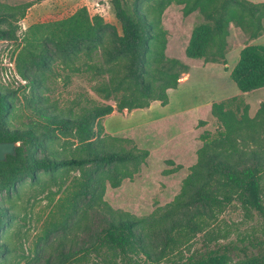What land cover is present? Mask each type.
<instances>
[{"label":"trees","instance_id":"obj_1","mask_svg":"<svg viewBox=\"0 0 264 264\" xmlns=\"http://www.w3.org/2000/svg\"><path fill=\"white\" fill-rule=\"evenodd\" d=\"M37 1L0 0V40L16 45L15 71L24 81L0 86V141L19 143L0 161V264L16 249L15 264H264V236L252 232L238 244L212 228L220 213L236 207L264 218V102L253 116L236 96L212 102L216 130L201 133L179 192L141 216L114 209L104 193L132 179L149 150L105 132L101 123L114 109L165 105L168 89L177 87L179 62L165 55L161 23L170 3L183 4L186 14L199 10L206 20L185 48L188 57L200 58L224 56L230 22L252 37L262 34L264 1L110 0L120 30L82 6L18 33V22ZM74 75L87 80L99 100L81 92L61 105L51 96L55 80L67 86ZM230 78L242 93L264 87V45L243 47ZM25 185L39 192L28 204L46 201L47 209L27 247L22 240L15 246L7 234L17 220L30 230L33 210L20 213L15 206ZM58 193L64 196L55 198Z\"/></svg>","mask_w":264,"mask_h":264},{"label":"rangeland","instance_id":"obj_2","mask_svg":"<svg viewBox=\"0 0 264 264\" xmlns=\"http://www.w3.org/2000/svg\"><path fill=\"white\" fill-rule=\"evenodd\" d=\"M1 1L8 4L22 2ZM82 6L86 7L90 15L100 14L105 21L116 25L120 30L110 0H38L18 22V33H22L34 23L66 17ZM161 23L166 31L165 55L167 58L178 60L177 68L180 71L177 87L168 89V102L165 105L152 103L147 108H136L129 112L114 109L101 119L105 132L131 138L139 147L149 150L146 163L132 179H125L116 188L107 186L104 193V199L114 209L126 210L138 216L146 215L155 207L166 204L179 192L181 181L188 173L189 166L196 162L201 133H214L216 130L217 121L211 114L212 102L236 96L248 105L249 116H253L261 102H264V87L251 93H242L230 78L240 50L250 44L264 45V32L252 37L247 27L230 22L223 57L210 53L206 57L190 58L186 55L185 48L194 27L206 23L202 13L193 10L186 14L183 4L172 2L163 10ZM17 50L14 43L0 40L2 87L17 88L24 83L15 71L14 57ZM51 88V96L61 101V105L69 103V100L81 92L98 99L91 90L90 83L79 75L72 76L67 86H63L62 80L57 79ZM176 166L180 168L166 172ZM262 187L264 202V178ZM38 193L33 185H25L19 197L15 198V206L20 213L26 208L28 211L33 210L30 230L27 229L29 223L23 224L18 220L9 228L7 234H10L15 246L20 240L24 241L26 247L31 246L35 234L41 230L40 214L41 211H47L46 201L34 203L33 208L27 201L30 199V203ZM59 196L62 198L64 195L58 193L55 198ZM213 224L212 228H215V232L225 241L232 240L239 244L242 236L252 232L264 236V218L255 213L245 214L237 207L235 210L220 213L218 221ZM16 252V256L5 264L16 263L19 253L17 249ZM18 264H24L23 260Z\"/></svg>","mask_w":264,"mask_h":264},{"label":"water","instance_id":"obj_3","mask_svg":"<svg viewBox=\"0 0 264 264\" xmlns=\"http://www.w3.org/2000/svg\"><path fill=\"white\" fill-rule=\"evenodd\" d=\"M18 144V142H14L11 140L0 141V161L5 160L7 155L15 154Z\"/></svg>","mask_w":264,"mask_h":264}]
</instances>
